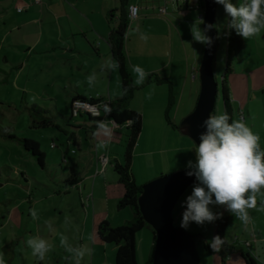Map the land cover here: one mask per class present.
I'll list each match as a JSON object with an SVG mask.
<instances>
[{"label": "rangeland", "instance_id": "rangeland-1", "mask_svg": "<svg viewBox=\"0 0 264 264\" xmlns=\"http://www.w3.org/2000/svg\"><path fill=\"white\" fill-rule=\"evenodd\" d=\"M52 1L56 3L59 0ZM65 1L71 2V0ZM149 1L151 3L149 6L152 4L156 6L164 2V0ZM243 2L244 0H233V3L237 5ZM99 3L101 0L94 1V5ZM188 3V7L184 8L180 2L181 10L179 11H177V6L169 3V13L161 16L166 21V25L157 20H147V26H150L140 33L135 25L130 24L125 36L127 56L130 50L134 51V48L139 50L140 47L143 59L146 60L163 54L169 43L172 44L174 65L170 67V75L173 79L171 81H174L176 102L171 112V120L177 126L193 109L197 95L194 94V88L196 91L199 87L198 67L203 49L202 46L198 48L199 43L192 39L190 26L194 22L197 23L195 20H198V16L204 13V9L196 7L193 0H189ZM115 5L118 6V3L112 0L110 9H113ZM116 18L112 20V25H115ZM215 26L217 48L213 60V70L219 88L215 108L216 115L225 112L221 80L227 57L229 31L228 17L223 11V6L218 4L215 13ZM143 37H147V39ZM193 61H195V66ZM192 66L195 67L194 70L191 69ZM231 67L232 71L226 79L230 99L229 116L231 119L229 122L242 120L249 127L246 108L250 110L251 114L259 118L262 117V119L264 117V30L258 36L243 39L241 50L231 60ZM192 75L196 76L195 80L192 79ZM192 82L194 83L192 84ZM25 91L23 93L22 90L13 88L10 83H0V254H2L5 264H26V259L33 260L32 264L41 261L33 255L31 248L25 243L31 237L45 239L52 246L45 257L53 256L52 254L59 250V246H63L61 244L62 237L66 238L68 246L81 250L76 239L83 231L82 222L76 229H72L64 222L60 225L64 218H78L77 216H79V219H83L84 210L75 206L69 197H63L65 193L60 192L64 185V182L61 181V173H68L69 165L62 162V152H65L66 146L57 138L62 132L56 125L67 131H72L71 126H75L84 118L70 117L66 98L62 93L55 94L49 83L41 85L32 80L26 83ZM240 99L243 102L242 107ZM166 101V85L140 87L136 89L130 101V107H135L145 113L146 124L145 129H141L140 132V134L142 133L141 142H155L151 148L147 146L151 149L150 154H140L135 158L133 169L136 183L140 186L160 175L186 169L189 160L195 161V153L191 150L181 149L179 142H192L196 146L195 143L188 136L181 134L178 128L168 125L164 119L163 112ZM31 103L42 107L48 105L56 125L45 128L31 127V117L28 108H26ZM242 111L245 113V119L241 117ZM258 124L263 126V123L259 122ZM257 131H261V128ZM125 132V127H122L111 139L112 151L120 147V144L124 147ZM252 132L259 136V142H264V132L257 133L254 130ZM76 133L79 132L76 131ZM78 135L83 136V131ZM22 137L33 139L39 144V149L45 156L44 167H40L36 160L23 149L18 140ZM51 142H54L56 147L54 145L51 147ZM75 150L74 148L73 151ZM76 152L78 153V150ZM65 155H67L66 161L69 162V154ZM74 166L76 167V165ZM107 168L113 172L111 164H108ZM190 191L191 186L184 191L173 208L174 224L178 227L182 212L180 201ZM61 205L62 208L66 205L62 216L58 210H54V207ZM32 210L36 212L35 219L32 216ZM213 211L218 212L219 208L215 207ZM199 227L201 232H193ZM214 228V223L204 226L192 223L187 230L190 234H201V237H198L196 241L200 264H207L208 259L206 258L209 253L205 244L212 245L209 239L210 231ZM138 233V240L142 234L152 235L148 228H144ZM138 255L139 264H143L144 257H146V242L145 245L140 246ZM24 259L25 261H23ZM51 264L55 263L52 261Z\"/></svg>", "mask_w": 264, "mask_h": 264}, {"label": "crops", "instance_id": "crops-1", "mask_svg": "<svg viewBox=\"0 0 264 264\" xmlns=\"http://www.w3.org/2000/svg\"><path fill=\"white\" fill-rule=\"evenodd\" d=\"M94 1L59 0L54 3L52 0H40L36 3L35 0H0V83H10L13 88L22 90L23 93L26 92V83L32 80L41 85L49 83L55 94H63L69 109L70 101L78 96L112 99L120 95L121 81L118 69L108 68L109 62H115L108 34L117 25L118 6L115 5L113 9H110L112 0H101L98 5H94ZM114 1L118 3L117 0ZM149 2V0H131V3L140 6V12L136 19L130 21V24L135 25L140 33L150 26H147V20H157L166 25V21L157 14V7L160 3L156 6L153 4L149 6L151 4ZM198 8L202 7L198 6ZM179 10L181 7H177V11ZM167 13H169V8ZM114 18H116V23L112 25ZM202 19L203 14H200L198 20L195 21L199 24ZM199 26L202 28V23ZM201 46L203 47V44L199 43L197 47L201 48ZM127 58L133 82L136 79L133 66H139L147 73L156 72L160 76L173 80L170 75V67L174 65L171 43L163 54L153 56L151 60L143 59L140 47L139 50L135 48L134 51L130 50ZM194 64L195 61H193ZM194 66L192 70L195 69ZM91 75H95V80L89 85L87 78ZM195 78L196 76L192 75V79L195 80ZM198 92L199 87L196 91L194 88V94H197L195 102ZM241 100L240 106L242 107ZM32 104L36 103L30 105ZM42 108L47 110V116L53 121L48 105ZM131 108L141 114L142 130H144L146 124L144 111L132 106ZM246 109L250 129L257 133L264 132V117L259 118L251 114L248 108ZM78 117L84 120L71 126L72 131L62 129L54 121L53 124L62 132L57 137L66 146L65 152H62V162L69 165L68 173H61V181L64 185L60 192L65 193L63 197H69L75 206L84 210L83 219H79V216L78 218H64L60 225L64 222L72 229H76L82 222L83 231L80 232L76 242H79L85 254L83 257H77L75 253L67 249L63 250L65 246H59V250L53 253V256H47L36 264H51L52 261L55 264H77V261L80 262L79 264H113L116 247L102 242L96 236V225L107 220L111 225L119 226L133 216L132 210L128 207L121 210L116 208L123 189L117 181L113 168V172L107 168L108 164L114 160L121 161L124 147L120 144V147L112 151L110 141L122 127L107 125V129L111 132L109 136L105 135L104 129L97 128L96 122L90 120L89 117L80 114L73 118ZM241 117L245 119L243 111ZM259 122L263 123V126L259 125ZM260 128L261 131H257ZM75 130L79 133L83 131V136H79ZM141 134L134 146L131 163V172L135 181L136 175L133 169L135 158L140 154H150L151 149L148 147L151 148V145L155 143L141 142ZM68 135L69 138H67ZM101 142H106L107 146L98 148L97 145ZM53 143L51 142L50 146ZM179 145L181 149L194 152L195 146L192 142H179ZM259 146L261 150H264V142H259ZM74 148L78 150V153L76 150L73 151ZM66 153L69 154V162L66 161ZM102 156L105 157V162L100 160ZM256 201V208L247 210L250 217L247 223L242 222L222 207H218V212L227 217L224 230L225 243L215 248L210 246L209 256L206 258L208 259L207 264H245L244 253L252 256L257 264H264V188L256 194ZM65 206L63 208L62 205L54 207V210H58L62 216L66 210ZM200 230L199 227L193 232H201ZM60 231L63 232V230ZM138 234H136V252L139 264L140 246L142 247L146 242L145 261L150 253L153 237L150 234L148 236L142 234L138 240ZM213 235H216L215 228L210 231L209 240L211 242ZM246 242L249 244L247 245ZM32 263H34L33 260L26 259V264Z\"/></svg>", "mask_w": 264, "mask_h": 264}, {"label": "clouds", "instance_id": "clouds-1", "mask_svg": "<svg viewBox=\"0 0 264 264\" xmlns=\"http://www.w3.org/2000/svg\"><path fill=\"white\" fill-rule=\"evenodd\" d=\"M223 6L228 17V29L234 30L243 39L258 36L264 30V0H244L239 5L232 0H215ZM194 22L190 26L192 39L200 44L211 47L212 37L206 33L212 25L202 29ZM147 39V37H143ZM118 62H109L108 68H118ZM136 75L135 84H143L148 73L139 66H133ZM91 85L95 75L88 78ZM110 112L109 108H105ZM227 112L208 115L202 121L204 131L199 133V143H196L195 161L189 160L185 175L195 177L191 191L180 201L182 208L179 227L187 231L192 223L204 226L214 223L222 217L221 212H214L213 207H222L247 223L250 220L248 209L256 208V194L264 188V150L260 149L259 136L254 134L242 120H231ZM105 135H111L107 127L101 123ZM107 146L106 142L97 145ZM250 193V195H249ZM36 218V212L32 210ZM34 256L43 260L51 245L42 238L31 237L25 241ZM219 235L212 236L211 247L222 244ZM61 244L77 257H83L85 250L73 249L67 245L66 238H61ZM218 250V249H217ZM0 264L5 261L0 254ZM79 264V261H77Z\"/></svg>", "mask_w": 264, "mask_h": 264}, {"label": "trees", "instance_id": "trees-1", "mask_svg": "<svg viewBox=\"0 0 264 264\" xmlns=\"http://www.w3.org/2000/svg\"><path fill=\"white\" fill-rule=\"evenodd\" d=\"M118 1V16L117 25L108 34V41L112 52V57L115 62H118V72L121 81L120 95L110 99L108 117L112 119L118 126L125 127V142L122 153V160H114L112 168L117 175V181L122 186L123 194L116 203V208L121 210L123 208H130L133 216L126 223L113 226L107 220H103L96 225V236L104 243L114 245L116 247L113 264H138L136 252V234L144 228L150 229L153 237V244L155 239V232L149 224L145 222L138 206V195L141 192L142 186L138 185L131 172V163L133 157L134 146L137 142L138 136L142 129L141 114L130 107V101L134 96L136 89L144 87L148 84L166 85L167 87V101L164 108V119L172 128H178L171 120V112L175 106L174 86L170 79L160 76L156 72L148 73L143 84L137 86L133 82L128 58L125 50V36L130 25L128 18V6L131 0H117ZM233 2V0H232ZM199 6L203 7V1L200 0ZM243 46V38L236 34L234 30L228 31L227 36V57L225 62L224 73L222 76V99L225 104V112L229 114V91L226 84L227 75L232 71L231 60L237 56L238 52ZM77 98L86 99L78 96ZM99 99V98H98ZM90 100H95L90 98ZM29 115L31 117V127L45 128L54 125L53 121L47 116V110L37 104H32L28 107ZM90 120L97 122L98 119L84 114ZM215 115V111L213 112ZM23 149L28 152L38 163L40 167H44V153L40 151L39 144L30 138L22 137L18 139ZM227 217L224 215L214 222L215 233L219 235L223 241L220 246H223L224 230L226 226ZM197 241L201 234H191ZM153 244L150 253L143 264H149L152 258ZM205 248L210 250V246L205 244ZM245 264H257V262L248 253L243 254Z\"/></svg>", "mask_w": 264, "mask_h": 264}, {"label": "water", "instance_id": "water-1", "mask_svg": "<svg viewBox=\"0 0 264 264\" xmlns=\"http://www.w3.org/2000/svg\"><path fill=\"white\" fill-rule=\"evenodd\" d=\"M203 1V23L212 25L207 35L212 37L211 47L203 45L198 67L199 92L192 111L178 126L181 134L188 136L196 145L199 133L204 131L202 121L213 115L218 100L213 60L217 48V30L215 26V0ZM186 169L160 175L142 185L138 195V206L143 219L155 232L152 258L149 264H200L196 241L191 234L174 224L173 208L184 191L192 186L195 177L185 175Z\"/></svg>", "mask_w": 264, "mask_h": 264}, {"label": "built area", "instance_id": "built-area-1", "mask_svg": "<svg viewBox=\"0 0 264 264\" xmlns=\"http://www.w3.org/2000/svg\"><path fill=\"white\" fill-rule=\"evenodd\" d=\"M189 0H164L163 4H160L157 7V14L160 16H164L168 12V4L171 3L178 8L181 6L179 5L180 2L187 8V3ZM36 3H39L40 0H35ZM196 4V7L199 6L200 0H193ZM22 9V8H19ZM140 6L136 3H130L128 6V18L131 20L136 19L139 16ZM95 100H90V98L80 99V98H73L70 101V116L77 117L80 114H88L92 118L98 119L97 128H100V124L103 123L105 126H118L116 123L112 121L108 117V112L105 111V108H109V98H94ZM53 147V144L51 145ZM102 162H105L106 159L104 156L100 158ZM248 245L249 243L246 242Z\"/></svg>", "mask_w": 264, "mask_h": 264}]
</instances>
